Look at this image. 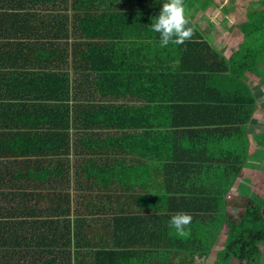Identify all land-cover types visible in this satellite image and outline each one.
I'll use <instances>...</instances> for the list:
<instances>
[{"label":"trees","instance_id":"obj_1","mask_svg":"<svg viewBox=\"0 0 264 264\" xmlns=\"http://www.w3.org/2000/svg\"><path fill=\"white\" fill-rule=\"evenodd\" d=\"M123 1L0 0V13L20 12L27 21L50 26L37 36H42L39 63L60 66L44 68L25 82L28 93L34 87L40 95L25 100L23 110L10 101L3 108L0 97V264H135L137 258L164 264L149 260L184 255L194 264L199 256H209L221 234L227 215L219 212V203L240 164L231 174L226 163L201 161L205 146L182 141L221 139L219 133L242 128L254 100L182 96L201 91L219 96L208 76L227 72V62L199 34L176 49L161 51L152 44L145 51L135 42L160 40L151 24L167 0ZM32 38L27 33L24 39ZM161 78L167 82L174 134L163 194L174 202L165 212L138 213L121 205L135 192L136 175L125 160L122 165L115 159L130 156L124 130L131 105L158 102L159 92L152 89ZM25 113L43 120L16 127L12 119ZM195 171L196 177H182ZM252 204L260 220L242 222L238 230L231 225L217 252L221 264H256L263 255L264 198ZM178 213L193 217L187 237L169 226ZM102 219L110 220L111 240L93 243L86 227ZM138 235L148 239L138 241Z\"/></svg>","mask_w":264,"mask_h":264},{"label":"crops","instance_id":"obj_2","mask_svg":"<svg viewBox=\"0 0 264 264\" xmlns=\"http://www.w3.org/2000/svg\"><path fill=\"white\" fill-rule=\"evenodd\" d=\"M121 2L123 3L124 1L121 0ZM185 5L188 6L185 8L186 16L194 24V35L199 34L201 39L207 42L227 62L225 64L228 70L225 73H214L208 76L209 85L213 87V90L219 96L216 93L204 95L206 93L203 91L193 95L182 96H190L191 98L206 96L209 100L213 97V101L221 97L224 99H235L236 96H239L246 100L247 98L253 99L254 104L251 109L252 114L242 128L219 133L223 134L221 139H218L216 135H210L205 141L196 142L195 139L184 138L182 143L185 146H192L193 143L198 146H205L208 149V153L201 157L206 158L201 159V161L209 160L211 163H226L228 164L226 168L231 174L235 169L233 168L234 165L240 164V166H237L238 168L240 167V170L234 178L236 180L239 179L242 173L250 175V173L244 171L246 167L243 165L245 160H249L251 157L250 148L259 143L254 136H259L261 130L264 129V107L261 106L262 104L260 105L264 101L262 79L258 73L251 72L246 65L252 61L254 62L248 56V53L255 51V48L252 49L247 45L253 42H251V37L254 34H257L258 38L264 35V0H211L206 5L201 0H192L189 5L187 3ZM8 13H0V34L4 35L0 39V84L2 85L0 97L4 101L2 102L3 108L10 101L9 103L16 104L15 110L21 111L25 100L40 95V92H36L34 87L28 93L25 82L31 81L36 74H42L44 68L51 69L52 66H55L58 69L60 66L59 63H39L43 53L41 49L42 36H40V39L37 36L48 33L50 26L44 28L39 21L40 24L37 21H27L26 19L29 18L20 12H14L12 16ZM44 15L46 16L47 14L41 13L40 16L43 17ZM27 33L33 35L34 38L24 39ZM28 42L31 45L25 46V43ZM135 43L142 45L145 51L152 44L158 45L161 51L164 49V47H161L160 40L156 42L152 39L144 42L138 40ZM166 47L176 49V44L169 43ZM256 58L258 70H263L264 64H260V55H257ZM165 59H170V57L167 56ZM199 65L195 63V66ZM155 76L160 77L162 75ZM155 94L158 102L131 105L128 124L124 130L126 134L124 142L130 156L127 159H115L116 161H121L122 165H124L122 162L125 160L131 167V173L136 175V183L131 184L135 185V190L131 189L135 192H132L129 198L121 205L138 213L147 211L165 212L169 209L171 203L174 202L169 195L163 194V181L169 175V173L164 172V165L172 162L174 140V134L171 132L170 126V108L168 102H165L168 94L163 91ZM196 114L198 115L199 113ZM153 117H156L155 120H153ZM42 120L40 117L35 120L34 117H29L26 113L15 116L12 119L17 125L16 127L19 128H26L30 125L36 126ZM182 120L187 122L191 119L183 118ZM198 120L202 119L198 118ZM73 161L71 160V163ZM121 168H118V173H121ZM250 169L255 170L254 168ZM187 175L196 177L197 173L196 171L194 173L185 172L182 177ZM251 177V175L250 177L246 175V177L242 176V179L249 178L248 180L251 181ZM209 178H213V173L209 175ZM235 183V188L229 189L226 196L230 195L233 189L237 191V196L239 195L238 192L247 195L245 192L248 191V188L242 187V184L238 185L237 182ZM224 204V211H226L225 199ZM209 227L213 228V224L209 225ZM86 229L93 243L103 244L111 240L110 234L113 228L109 219L91 221V224ZM219 238L217 241L225 242V239ZM137 239L138 241H143L147 240L148 237L138 235ZM134 261L135 264H149L144 262L142 258H137ZM149 261H165L164 264H188L187 261L192 260L187 255H184L165 258L151 256ZM207 262H213V248L207 258L199 256L195 259L194 264H208Z\"/></svg>","mask_w":264,"mask_h":264},{"label":"rangeland","instance_id":"obj_3","mask_svg":"<svg viewBox=\"0 0 264 264\" xmlns=\"http://www.w3.org/2000/svg\"><path fill=\"white\" fill-rule=\"evenodd\" d=\"M211 0H201V2L206 5L207 3H209ZM192 2V0H184V5L187 3V5H189V3ZM188 6L185 5V8H187ZM251 44H247L249 45L250 48H255V51L248 53L249 58L254 60V62H250L247 65V67L249 68V70L251 72H254L255 74L258 73L262 79V89L264 90V68L263 70H258L257 68V55H260V64H264V35L263 36H259V38L257 37V34H254L251 37ZM258 52V54H257ZM263 57V58H262ZM242 58V57H240ZM159 81H161V83L159 82H155L154 86H153V91H158V92H166L167 91V82L163 81L164 79H158ZM258 104V102H257ZM262 104V105H261ZM260 105L262 107H264V101L260 103ZM156 117H153V120H155ZM264 119V116H263ZM157 123V122H156ZM256 138V140H258V144L253 145L252 148H250V155L251 157L249 158V160H245V163L243 166L246 167V169H244L245 172L250 173V175L252 176L250 179H252L251 181L248 180L249 178H246L245 180L242 179V176L247 175V177H250L249 174L247 173H242V175L239 177V179H236L233 181V185L231 187H229V189L231 188H235L234 186L236 185L235 182L238 183V185L242 184V187H246L248 188V191H246L245 193L247 195H244V193L238 192L239 195L237 196V191L235 189L232 190V193L230 195H227L225 200H226V215H227V219L223 222V226L221 229L222 233L220 236L221 239H226V235L228 233V229L232 227H237V230L240 226V224L242 222H249V223H253V222H257L260 220V213H252L253 210V204H252V199H254V202L257 203H261L263 198H264V129L261 130V132L259 133V136H254ZM245 142V141H244ZM167 151V150H166ZM250 168H254L255 170H252ZM243 171V172H244ZM256 183V185H255ZM249 193V195H248ZM234 194V195H233ZM258 205V204H257ZM225 204H224V200H222L219 203V212H221L222 210H224ZM251 212V213H250ZM223 214V213H222ZM219 238V237H218ZM219 238V239H220ZM224 242H220L217 241L214 244L213 247V262H207L208 264H221L218 261V254L217 252H219L220 248L223 247ZM260 251H262L263 255L258 259V261L256 262V264H264V248H260Z\"/></svg>","mask_w":264,"mask_h":264},{"label":"clouds","instance_id":"obj_4","mask_svg":"<svg viewBox=\"0 0 264 264\" xmlns=\"http://www.w3.org/2000/svg\"><path fill=\"white\" fill-rule=\"evenodd\" d=\"M184 0H167L161 7L158 18L151 24V30L159 33L161 47L169 43L182 45L194 36V29L189 26ZM193 217L187 213H178L171 217L169 226L175 229L179 237L190 235L188 226Z\"/></svg>","mask_w":264,"mask_h":264}]
</instances>
